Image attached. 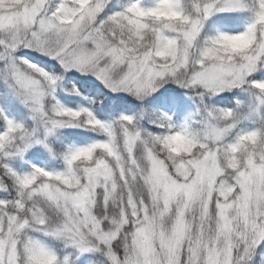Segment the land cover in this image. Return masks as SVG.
<instances>
[{
	"label": "snow or ice",
	"instance_id": "6c2138e0",
	"mask_svg": "<svg viewBox=\"0 0 264 264\" xmlns=\"http://www.w3.org/2000/svg\"><path fill=\"white\" fill-rule=\"evenodd\" d=\"M0 264H264V0H0Z\"/></svg>",
	"mask_w": 264,
	"mask_h": 264
}]
</instances>
